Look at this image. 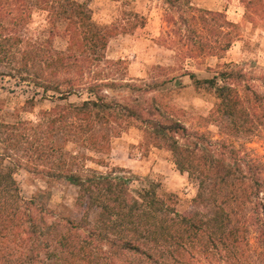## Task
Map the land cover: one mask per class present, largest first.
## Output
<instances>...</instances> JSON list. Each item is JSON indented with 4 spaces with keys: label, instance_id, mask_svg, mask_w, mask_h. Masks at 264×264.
<instances>
[{
    "label": "trees",
    "instance_id": "1",
    "mask_svg": "<svg viewBox=\"0 0 264 264\" xmlns=\"http://www.w3.org/2000/svg\"><path fill=\"white\" fill-rule=\"evenodd\" d=\"M162 1L169 31L161 41L179 63L219 57L229 49L238 24L224 13L197 7L191 0ZM243 1L250 15L264 12V0ZM33 7L47 13L45 39L23 34ZM118 24L94 22L85 4L75 0H0V78H13L57 100L84 89L94 96L80 104H57L43 111L40 122L0 117V145L11 153H0V264H254L246 239L244 206L250 194L245 181L250 179L253 188L261 183L239 178L224 158L180 143L178 138L188 132L167 102L154 98L148 108L142 98L123 105L101 95L103 87L121 85L113 77L119 60L100 55L123 28ZM60 30L67 40L62 49L54 44ZM217 74L205 79L192 72L183 75L196 88L212 90L216 103L211 120L229 134L250 132L258 114L245 105L249 100L235 86L243 74L234 68ZM132 119L143 124L148 143L170 150L176 168L198 181L194 201L210 205V212L179 214L155 182L134 190L122 168L102 171L86 164L107 167L102 155L108 154L111 137ZM59 132L77 149L65 148L67 142L57 139ZM8 157L12 166L5 164ZM22 158L49 179H65L78 187V220L48 222L45 208L21 195L14 168L26 166ZM259 235L264 240V226Z\"/></svg>",
    "mask_w": 264,
    "mask_h": 264
},
{
    "label": "rangeland",
    "instance_id": "2",
    "mask_svg": "<svg viewBox=\"0 0 264 264\" xmlns=\"http://www.w3.org/2000/svg\"><path fill=\"white\" fill-rule=\"evenodd\" d=\"M75 1L85 4L94 22L123 26L111 38L107 48L100 51L103 58L119 60L120 63L113 77L121 85L114 88L106 86L101 91L107 101L129 105L134 99L142 98L148 108L154 98L167 102L168 108L173 107L177 113L175 117L188 132L184 138H178L180 143L194 147L198 153L203 150L206 155L224 158L237 169L239 178L249 176L261 183L260 187L253 188L255 184L250 179H242L250 194L244 206L250 259L254 264H264V240L259 235L260 225L264 226V12L250 15L243 0H191L197 7L224 13L226 19L237 23L238 27L234 30L231 46L223 55L179 63L173 50L161 41L169 31L164 21L165 4L162 0ZM62 26L64 22H60V28ZM60 31L54 44L62 49L66 47L67 40L64 32ZM47 33V13L33 7L30 23L23 34L45 39ZM157 66L160 69L155 68ZM232 68L243 74L242 80L234 85L245 96L244 100H249L245 105L251 106L258 114L255 128L240 135L229 134L219 122L210 119L209 114L216 103L212 90L196 88L193 80L183 75L192 72L197 78L205 79ZM48 94L52 95V92ZM89 98L94 99V96L85 89L69 95L66 100L42 97L41 90L36 93L13 78H0V117L8 122L18 119L40 122L43 111L57 104H80ZM57 139L67 142L64 143L65 148L77 149V145L68 141L66 134L59 132ZM148 142L143 124L132 119L111 137L109 152L102 155L107 167L93 161H86V164L102 171L111 167L122 168L131 177L134 190L155 182L158 192L168 198L179 214L189 216L197 210L210 212V205L203 206L194 201L198 181L176 168L170 150ZM0 153L11 154L2 145ZM88 155L100 158L92 152ZM22 159L26 166L14 168L21 195L26 199L35 198L47 211L48 222L61 218L78 220L80 214L75 207L78 187L65 179H49L33 169L26 158ZM5 164L12 166L13 158H6ZM95 215L96 211H93L91 220Z\"/></svg>",
    "mask_w": 264,
    "mask_h": 264
}]
</instances>
